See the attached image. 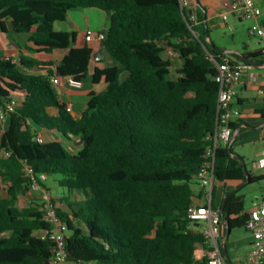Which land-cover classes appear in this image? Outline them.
<instances>
[{"label":"trees","instance_id":"trees-1","mask_svg":"<svg viewBox=\"0 0 264 264\" xmlns=\"http://www.w3.org/2000/svg\"><path fill=\"white\" fill-rule=\"evenodd\" d=\"M195 1L198 24L191 28L190 13L179 0H0L2 32L32 34L37 52L66 51L54 70L38 75L22 69L54 62L0 57V106L19 100L7 116V129L0 130V180L6 192L0 194V264H52L54 244L39 235L51 227L45 205L19 204L34 184L50 193L68 226L70 264H212L208 256L196 258L199 245L212 247L188 212L202 196L194 177L216 131L218 64L233 61L230 56L246 62L211 42L204 0ZM84 8L111 16L102 48L114 66L96 69L93 81L103 80L106 89L92 94L74 118L59 103L51 78L84 80L93 49L77 44V32L56 31L55 24L73 28L68 13ZM170 49L178 65L167 56ZM54 108L58 116L50 113ZM36 127L77 140L81 148L66 150L58 140L38 143ZM5 153L10 155L1 156ZM232 153L229 145L217 150L215 181L264 180L246 165L247 177ZM49 177L82 198L56 199ZM226 195L224 226L247 229L250 214L241 188Z\"/></svg>","mask_w":264,"mask_h":264},{"label":"crops","instance_id":"crops-1","mask_svg":"<svg viewBox=\"0 0 264 264\" xmlns=\"http://www.w3.org/2000/svg\"><path fill=\"white\" fill-rule=\"evenodd\" d=\"M192 2L193 5L188 10L189 13L194 11L196 8L194 3L197 4V2L195 0H192ZM101 14L102 13L99 14V17L102 18L103 22L96 26V28L81 27L75 21H71L69 19L68 21L73 24V28L70 27L67 22L63 23L68 25L69 31L77 32V44L82 46L87 44L85 42V36L88 33L95 34L108 30L109 27L106 23V21H108L110 26L108 15L106 13V15ZM82 15L90 16V14L84 12ZM234 20L236 27H242V23L244 21H236L235 18ZM249 35H251L250 30ZM31 36L32 34L30 33H4L0 29V51H6V54L4 56L0 55V57L5 59L10 58L16 62H20L22 57L35 58L46 62H54V66L52 67L41 64L39 67H35L32 70L22 69L23 72L30 74H46L47 69L54 70L59 61H61L65 56L66 51L55 50L51 54L37 52L39 48L31 41ZM260 43H262V39L259 40V44ZM87 45L93 49V54L88 68V75L84 80H82V88H70L64 84L53 85V87L59 88V91L62 94L61 100L59 101L58 99L59 103L65 107L71 105L72 112L69 113L74 118L80 117L92 94H99L106 89V84L103 80L98 84L94 83L93 74L96 69L103 70L114 66L113 60L102 48V44L94 42ZM255 50H262L263 54L259 58L253 59L259 64V66L246 63V76L244 77L242 84L238 87V95L236 98V105L241 109L242 116L233 123L234 132L229 146L233 148V152L235 154L240 155L244 159L245 163L246 160L252 161L253 167L250 171L254 177H259L262 176V172L257 166V161L259 158L264 156V46L262 48H253L252 44H246L244 46V51L237 48L236 50L230 48V50H225L223 52L241 57L244 56V54ZM230 57L233 58V61L235 60L234 56ZM50 113L58 116L59 110L54 108L50 110ZM7 125V121L0 122V130L5 131L7 129ZM36 130L38 131V135L44 138L45 142L47 141L48 135L55 137L57 134L41 127H36ZM66 140L69 142L68 145L70 149L79 150L81 148V143L79 141L71 139ZM254 184H258L261 193L264 194V180ZM246 186L248 185L245 183L243 184L235 181H215L213 185L212 205L214 207H221L227 193L232 192L237 188H241L242 192ZM198 191L202 192V196L196 200V205L199 207L208 205L205 189L198 186ZM262 200H264V195L259 202L254 204L251 208H246V212L250 213L262 202ZM57 205L62 208L64 203L59 202ZM219 243L223 264H247L253 243V237L247 229L232 230L229 233L227 227L224 226V236L220 239ZM212 251L213 250H207L204 246L199 245L196 258L202 259L205 256L211 257Z\"/></svg>","mask_w":264,"mask_h":264},{"label":"built area","instance_id":"built-area-1","mask_svg":"<svg viewBox=\"0 0 264 264\" xmlns=\"http://www.w3.org/2000/svg\"><path fill=\"white\" fill-rule=\"evenodd\" d=\"M182 10L188 11L193 5L192 0H179ZM225 12L222 14V20L230 31L234 30L233 25H229L230 17L236 21L253 22L251 35L264 39V10L257 0H223ZM192 12V11H191ZM190 27L198 24V19L193 12L190 14ZM106 32L88 33L85 36L87 44H102L106 39ZM170 58L177 56V53L170 49L168 51ZM210 58L213 59L211 55ZM220 91L218 97V115L217 125L214 135L208 138L209 145L206 149V161L201 166L199 172L195 175V180L205 189L208 205L193 206L189 209V217L199 223V233L212 247V264H223L220 252V239L224 236V224L222 222V208L214 207L213 185L215 182V164L216 153L221 146L230 144L233 136L232 124L241 116V109L236 105L238 87L242 84L246 76V63L239 61H225L218 64ZM53 85L64 84L70 88L80 89L83 82L76 80L72 76L65 78L52 77ZM19 106L18 99L10 100L5 106H0V122H5L7 116L14 113ZM68 112H72L71 105L66 106ZM38 143H44L42 136H37ZM10 153L1 154L9 156ZM257 166L264 176V156L259 158ZM28 174L33 175V170L28 169ZM36 186V184H34ZM45 198V221L50 224V228L40 232L42 240L52 241L54 244V255L52 264H70L67 250L68 226L60 218L56 204L52 202L49 192H44ZM247 230L253 237V243L247 264H264V200L250 213Z\"/></svg>","mask_w":264,"mask_h":264},{"label":"rangeland","instance_id":"rangeland-1","mask_svg":"<svg viewBox=\"0 0 264 264\" xmlns=\"http://www.w3.org/2000/svg\"><path fill=\"white\" fill-rule=\"evenodd\" d=\"M260 4L261 8L264 10V0H257ZM223 0H204L202 1V4L207 8L206 15H207V21L210 28V40L215 46L222 51L225 50H236L239 49L241 51H244V46L246 44H252L253 48H262L264 46V39H262V43L259 44V40L255 36L249 35V30L251 29V26L253 22L251 21H244L242 24V27L235 26V20L233 17H230L229 25H233L234 30L230 31L225 23L222 20V14L225 12V9L223 8L222 4ZM90 14V16H83L82 13ZM106 15L104 11L97 9V8H84V9H76L72 10L68 13V19L71 21H75L77 24H79L81 27L86 28H96V26L100 25L101 22H103L102 18L99 17V14ZM109 27V22L106 21ZM68 25L63 22H58L55 24V30L56 31H69ZM70 32V31H69ZM209 42V41H208ZM209 46H211L209 42ZM6 54V51H0V55L4 56ZM171 62L175 65L179 64V58L178 56H175L173 58H170ZM175 70H173V76H175ZM53 90L55 94L57 95V98L59 101L61 100V92L59 91V88L53 87ZM53 140H58L62 146L66 150H70V147L68 145V141L61 135L56 134V136L48 135L47 141L50 142ZM246 165L249 170L252 169L253 164L252 161L246 160ZM56 177H49L48 178V185L52 187V194L56 199H59L60 196H65L67 198H70L71 200H77L81 199L82 196L79 194H74V192L70 191L67 188L59 187L55 182ZM44 189L36 184V186H33V191L28 195L27 197H22L19 204L21 206H28L32 203H38L41 205H45V198H44ZM245 197V206L247 209L251 208L254 204L259 202V200L262 198L264 194L261 193L259 189L258 184L248 185L246 186L242 192ZM0 194L2 196L6 195V192L4 190V184L0 180ZM64 210H67L64 208ZM235 230H243V229H234ZM232 240V238H231ZM230 241V239H229ZM243 262V259H242Z\"/></svg>","mask_w":264,"mask_h":264},{"label":"water","instance_id":"water-1","mask_svg":"<svg viewBox=\"0 0 264 264\" xmlns=\"http://www.w3.org/2000/svg\"><path fill=\"white\" fill-rule=\"evenodd\" d=\"M191 13H192V12H190V14H191ZM108 19L110 20L111 24H113V20L111 19V16H108ZM241 59H242L243 61H245L246 63L250 64V65L259 66V64L256 63L253 59H249V58H247V57H245V56H241ZM230 147H231V146H230ZM231 155H232V157H233L234 159H236V160H238V161H240V162L243 163V165H244V169H245V173H246V176L248 177L247 170H246V164H245L244 159H243L240 155L235 154V153H232ZM226 196H227V195H226ZM226 227H227V229H228V226H226ZM228 232L230 233V230H229V229H228Z\"/></svg>","mask_w":264,"mask_h":264}]
</instances>
